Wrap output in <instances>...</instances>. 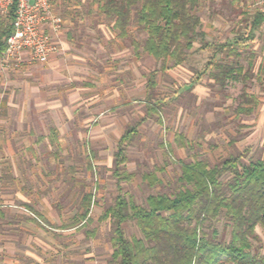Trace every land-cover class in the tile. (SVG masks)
Returning <instances> with one entry per match:
<instances>
[{"label": "rangeland", "instance_id": "obj_1", "mask_svg": "<svg viewBox=\"0 0 264 264\" xmlns=\"http://www.w3.org/2000/svg\"><path fill=\"white\" fill-rule=\"evenodd\" d=\"M52 10L63 18V32L74 40L90 33V27L100 37L99 26L107 27L109 72L83 74L89 85L82 86L81 101L69 104V114L60 108L35 115L32 133L28 127V133L17 134L15 150L2 158L0 209L5 218H0V264H111L114 227L103 215L118 194L132 196L140 205L150 194H173L182 187L181 162L194 156L211 165L240 153L246 154L245 162L264 160V79L246 84L260 100L256 110L237 116L243 82L220 89L208 74L200 75L213 52L197 44L184 64L158 74L160 122L157 114L148 115L146 99L147 76L160 63L147 54L138 57L129 39L117 37L112 21L100 19L94 0L52 1ZM258 10H264L259 0H202L198 13L203 28L224 40L234 38L245 14ZM6 19L0 15V22ZM132 35L141 41L146 37L136 27ZM130 129L135 132L125 146V169L134 177L120 181L115 153ZM176 132L184 134L187 147H179ZM156 166L164 168L157 173L162 184L151 186L143 174ZM88 192L95 201L91 222L84 228L61 227V221L67 224L83 212L82 196ZM35 211L49 223H36ZM222 224L217 223L219 229ZM124 229L128 237L140 236L133 221ZM257 233L255 248L264 253V229L258 226Z\"/></svg>", "mask_w": 264, "mask_h": 264}, {"label": "trees", "instance_id": "obj_2", "mask_svg": "<svg viewBox=\"0 0 264 264\" xmlns=\"http://www.w3.org/2000/svg\"><path fill=\"white\" fill-rule=\"evenodd\" d=\"M94 2L98 12L112 21L117 36L130 40L138 57L147 54L160 63L159 69L147 76L148 115L157 114L161 122L163 101L156 94L159 72L184 64L197 44L199 49L213 52L200 75L208 74L220 89L243 82L234 110L237 116L251 115L260 104L246 84L253 80L262 83L264 79V64L257 63L258 54L252 49L256 32L264 22L261 11L245 14L234 38L215 44L206 43L198 13L202 0ZM16 5L14 0L6 21L0 22V56L6 49L7 37L14 31ZM134 27L146 33L142 41L132 35ZM134 132L135 129L127 130L118 141L115 174L120 181L134 177L125 169V146ZM175 140L181 148L189 145L182 132H176ZM245 156L232 154L214 165L197 156L190 162H181L178 181L182 187L173 194H150L144 205L137 204L132 196L118 194L103 215L114 227L111 264H264V253L254 245L260 241L257 227L264 229V160L245 162ZM158 171L163 172L164 168L156 166L143 174V180L151 186L162 184ZM94 202L92 192L85 193L81 201L83 212L67 224L61 221L60 226L86 227L92 220ZM35 214L36 223H49L41 213ZM0 218H5L1 209ZM130 221L135 222L140 236H127L124 224ZM220 221L222 229L217 226Z\"/></svg>", "mask_w": 264, "mask_h": 264}, {"label": "crops", "instance_id": "obj_3", "mask_svg": "<svg viewBox=\"0 0 264 264\" xmlns=\"http://www.w3.org/2000/svg\"><path fill=\"white\" fill-rule=\"evenodd\" d=\"M106 18L102 15L100 19ZM106 30L107 27L100 25L101 35L98 37L90 27V33L79 35L80 39L74 40L70 33L63 32L62 27L57 37L60 48L50 56L47 63L22 66L16 71L0 69V166L2 158L10 157L8 151L15 150L17 134L28 133V127L32 133L35 115L62 108L67 116L69 104L81 101L82 86L89 85L83 82V74L101 76L105 71L109 72V33ZM203 30L206 43L224 44L233 39L220 40L205 28ZM252 49L256 50L258 59L261 58L259 64H264V22L256 32ZM80 106L75 107L74 111Z\"/></svg>", "mask_w": 264, "mask_h": 264}, {"label": "built area", "instance_id": "obj_4", "mask_svg": "<svg viewBox=\"0 0 264 264\" xmlns=\"http://www.w3.org/2000/svg\"><path fill=\"white\" fill-rule=\"evenodd\" d=\"M52 1L17 0L14 31L6 39V49L0 57L2 71H16L22 65L45 64L59 50L57 37L63 18L52 10ZM264 4V0H259ZM14 0H0V15L8 17ZM264 13V10H261Z\"/></svg>", "mask_w": 264, "mask_h": 264}]
</instances>
